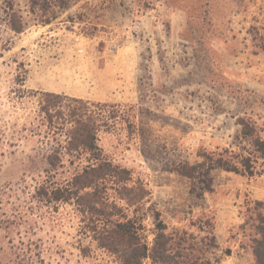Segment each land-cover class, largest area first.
<instances>
[{"label": "rangeland", "instance_id": "obj_1", "mask_svg": "<svg viewBox=\"0 0 264 264\" xmlns=\"http://www.w3.org/2000/svg\"><path fill=\"white\" fill-rule=\"evenodd\" d=\"M146 1L135 0V14L144 10ZM207 1H181L195 18L192 46L183 39L175 44L167 41L158 31L146 32L149 24L146 20L142 29L140 14L132 24L135 17L125 15L131 9L128 0H63L66 8L53 7L59 14L51 24L31 22L20 34L0 24V125H13L15 130L28 126L37 92L107 104L105 114L111 112L116 118L110 130L100 133V148L130 171V186L143 187L146 207L153 204L159 209L168 233L186 232L202 249L207 247L203 238L209 237L214 218L226 224L229 218L247 219V205L264 198L262 159L249 176L209 169L211 163L202 157L225 149L251 152L241 138V122L264 140V40L260 38L264 0H209L206 5ZM16 4L29 20L26 0ZM126 24L134 25L133 39L120 52L110 50L116 26L122 30ZM18 77L25 80L23 85ZM37 140L23 132L14 153L6 149L0 158V189L22 178L26 156L41 147ZM182 165L191 178L180 174ZM111 196L125 205L116 193ZM27 207L22 204L18 212L7 208L5 216L0 213V222L43 218L28 213ZM68 212L61 206L49 218H70ZM225 226L217 231V248L208 257L219 258L220 264H253L236 253L238 230ZM144 227L151 246V217ZM63 232L68 235L59 237L69 240L74 222L66 223ZM7 240L0 224V259ZM243 244L248 246L246 240ZM73 253L68 256L70 264H116L100 251L96 261Z\"/></svg>", "mask_w": 264, "mask_h": 264}, {"label": "trees", "instance_id": "obj_2", "mask_svg": "<svg viewBox=\"0 0 264 264\" xmlns=\"http://www.w3.org/2000/svg\"><path fill=\"white\" fill-rule=\"evenodd\" d=\"M208 3L209 0L205 4ZM26 6L29 20L23 17L16 0H0V24L20 34L31 22L42 26L51 24L59 14L53 7L62 11L66 8L63 0H26ZM181 7L186 12V27L180 36L192 46L196 42L195 18ZM253 29L258 32L257 28ZM260 38L264 40V36ZM24 81L17 78L20 85ZM35 99L36 109L28 126L15 130L13 125H0V158L7 153L6 149L14 153L23 132L37 137L41 145L26 156L22 178L0 189V213L5 216L9 207L18 212L25 204L28 213L40 214L43 218L1 220L8 240L0 264H70L68 256H73V251L77 257L90 261H96V252L100 251L116 264H144L147 260L150 264H220L219 258L208 257L217 248L214 224L209 237L203 238L208 241L206 249L195 246L194 239L186 232L168 233L159 209L153 204L146 207L143 187L130 186V171L104 154L98 144L99 136L111 129L116 118L111 112L105 114L107 104L53 92H37ZM241 124V138L246 139L252 151L240 148L238 153L225 149L218 154H203L211 163L209 169L251 176L257 160L264 161V140ZM186 167L182 165L180 174L191 178V174H184ZM111 192L125 205L112 199ZM61 206L68 207L70 218H49ZM149 212L152 213L149 215ZM247 212L249 217L240 229L246 236L254 263L264 264V203L251 201ZM148 216L154 225L151 246L144 235V221ZM71 222H74V233L64 241L59 235H68L63 231L66 223ZM230 252L225 250L226 255Z\"/></svg>", "mask_w": 264, "mask_h": 264}, {"label": "crops", "instance_id": "obj_3", "mask_svg": "<svg viewBox=\"0 0 264 264\" xmlns=\"http://www.w3.org/2000/svg\"><path fill=\"white\" fill-rule=\"evenodd\" d=\"M131 1V9L127 10L125 15L126 16H132L135 17L133 19L132 24H135L136 16L141 15L140 18L142 21L139 23L144 30V26L149 24L148 28L145 29L146 32L151 33V31H158L162 34L163 38L167 39V41H182L180 32L183 31L186 27V12L181 7V3L179 0H147L146 5H144V10H142L139 14H135V0H128ZM177 1V3H176ZM136 15V16H135ZM139 18V17H138ZM147 20V24H146ZM154 22V23H152ZM143 24V25H142ZM154 24V25H150ZM134 26V25H132ZM131 25H127L124 27V29H119L121 27H117L116 30V36L112 37L111 40L116 42H122V45H118V51L120 52L121 46L127 45L132 39L133 35L130 32L131 29H133ZM145 32V33H146ZM132 38V39H131ZM123 48V47H122ZM253 200L261 201L264 203V198H255ZM245 219L241 218L240 220L234 221L233 218H229L227 220V224L224 220H221L220 218H214L213 224H214V234L216 238L217 243V236L216 233L221 232L223 229H221L222 225H226L225 227L231 226L233 230H238V241L236 243V247L239 249L238 252H236L238 255H242L249 258L251 261H253L252 253L250 248L243 244L244 240H246V236L241 231L240 226L244 223ZM229 222V225H228ZM236 223V224H235ZM221 230V231H220ZM237 233V232H236ZM245 253V254H244ZM241 257V256H237Z\"/></svg>", "mask_w": 264, "mask_h": 264}, {"label": "built area", "instance_id": "obj_4", "mask_svg": "<svg viewBox=\"0 0 264 264\" xmlns=\"http://www.w3.org/2000/svg\"><path fill=\"white\" fill-rule=\"evenodd\" d=\"M112 44L110 45V50H112V51H116L117 49H118V43L116 42V41H113V40H111L110 41Z\"/></svg>", "mask_w": 264, "mask_h": 264}]
</instances>
